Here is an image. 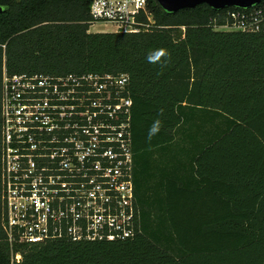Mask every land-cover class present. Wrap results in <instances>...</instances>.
Instances as JSON below:
<instances>
[{
    "label": "trees",
    "instance_id": "obj_1",
    "mask_svg": "<svg viewBox=\"0 0 264 264\" xmlns=\"http://www.w3.org/2000/svg\"><path fill=\"white\" fill-rule=\"evenodd\" d=\"M91 1L0 0V124L4 63L10 74H128L141 232L23 245L17 264H264V33L215 30L235 7L167 12L157 0L159 27L91 32ZM158 48L171 55L163 68L146 61ZM1 171L0 146V264H11Z\"/></svg>",
    "mask_w": 264,
    "mask_h": 264
},
{
    "label": "built area",
    "instance_id": "obj_2",
    "mask_svg": "<svg viewBox=\"0 0 264 264\" xmlns=\"http://www.w3.org/2000/svg\"><path fill=\"white\" fill-rule=\"evenodd\" d=\"M89 12L90 28L107 32L159 27L149 0H92ZM219 17L215 30L264 33V0L229 9L221 24ZM133 104L125 73L10 74L4 63L2 227L11 264L22 261L23 245L125 241L141 232Z\"/></svg>",
    "mask_w": 264,
    "mask_h": 264
},
{
    "label": "water",
    "instance_id": "obj_3",
    "mask_svg": "<svg viewBox=\"0 0 264 264\" xmlns=\"http://www.w3.org/2000/svg\"><path fill=\"white\" fill-rule=\"evenodd\" d=\"M263 0H157L160 6L167 12H177L185 8H195L206 3L215 10L227 7L250 8ZM2 8L0 7V10Z\"/></svg>",
    "mask_w": 264,
    "mask_h": 264
},
{
    "label": "clouds",
    "instance_id": "obj_4",
    "mask_svg": "<svg viewBox=\"0 0 264 264\" xmlns=\"http://www.w3.org/2000/svg\"><path fill=\"white\" fill-rule=\"evenodd\" d=\"M171 60L170 53L167 52L164 48H158L150 51L146 56V61L150 64H156L160 68L166 66V64ZM159 115H163V110L161 109ZM161 120L156 119L149 127L146 139L150 142L151 139L158 135L161 129Z\"/></svg>",
    "mask_w": 264,
    "mask_h": 264
},
{
    "label": "rangeland",
    "instance_id": "obj_5",
    "mask_svg": "<svg viewBox=\"0 0 264 264\" xmlns=\"http://www.w3.org/2000/svg\"><path fill=\"white\" fill-rule=\"evenodd\" d=\"M112 27L105 26V25H94L90 28L91 32H107L108 30H111Z\"/></svg>",
    "mask_w": 264,
    "mask_h": 264
},
{
    "label": "flooded vegetation",
    "instance_id": "obj_6",
    "mask_svg": "<svg viewBox=\"0 0 264 264\" xmlns=\"http://www.w3.org/2000/svg\"><path fill=\"white\" fill-rule=\"evenodd\" d=\"M0 7L2 8L1 10H0V12H2V10L4 9V7L2 6V5H0ZM1 126H2V122H1V124H0V129H1ZM1 135H0V146H1Z\"/></svg>",
    "mask_w": 264,
    "mask_h": 264
}]
</instances>
